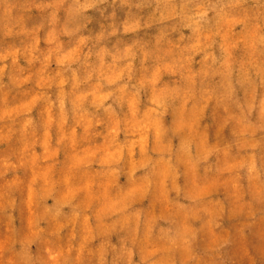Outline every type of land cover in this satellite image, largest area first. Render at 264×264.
<instances>
[{"label": "clouds", "instance_id": "clouds-1", "mask_svg": "<svg viewBox=\"0 0 264 264\" xmlns=\"http://www.w3.org/2000/svg\"><path fill=\"white\" fill-rule=\"evenodd\" d=\"M0 264H264V0H0Z\"/></svg>", "mask_w": 264, "mask_h": 264}]
</instances>
